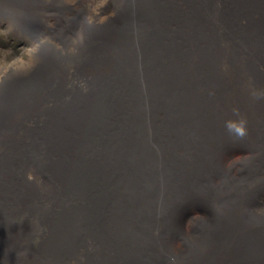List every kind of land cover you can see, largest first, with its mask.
Segmentation results:
<instances>
[{
  "label": "bare ground",
  "instance_id": "6f19581e",
  "mask_svg": "<svg viewBox=\"0 0 264 264\" xmlns=\"http://www.w3.org/2000/svg\"><path fill=\"white\" fill-rule=\"evenodd\" d=\"M0 23L33 44L0 69V264H264V0H0Z\"/></svg>",
  "mask_w": 264,
  "mask_h": 264
},
{
  "label": "rangeland",
  "instance_id": "374dc122",
  "mask_svg": "<svg viewBox=\"0 0 264 264\" xmlns=\"http://www.w3.org/2000/svg\"><path fill=\"white\" fill-rule=\"evenodd\" d=\"M32 48L29 40L9 33L7 26L0 23V69L26 64Z\"/></svg>",
  "mask_w": 264,
  "mask_h": 264
},
{
  "label": "clouds",
  "instance_id": "9594fccd",
  "mask_svg": "<svg viewBox=\"0 0 264 264\" xmlns=\"http://www.w3.org/2000/svg\"><path fill=\"white\" fill-rule=\"evenodd\" d=\"M246 121L239 119L238 121H227L226 128L229 132L236 134L238 137H244L247 134Z\"/></svg>",
  "mask_w": 264,
  "mask_h": 264
}]
</instances>
